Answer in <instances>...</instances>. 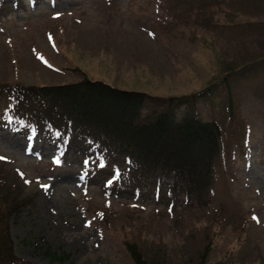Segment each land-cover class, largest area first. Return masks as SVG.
Returning <instances> with one entry per match:
<instances>
[{
    "label": "rangeland",
    "instance_id": "rangeland-1",
    "mask_svg": "<svg viewBox=\"0 0 264 264\" xmlns=\"http://www.w3.org/2000/svg\"><path fill=\"white\" fill-rule=\"evenodd\" d=\"M1 1L0 86L192 96L226 155L197 205L166 188L112 191L72 149L58 166L42 134L0 132L5 186L28 203L9 220L16 264H134L132 246L146 264H264V0Z\"/></svg>",
    "mask_w": 264,
    "mask_h": 264
},
{
    "label": "trees",
    "instance_id": "trees-1",
    "mask_svg": "<svg viewBox=\"0 0 264 264\" xmlns=\"http://www.w3.org/2000/svg\"><path fill=\"white\" fill-rule=\"evenodd\" d=\"M195 102L192 96L154 97L88 79L56 86H0L2 117L10 114L23 128L66 134L76 148L92 144L107 163L113 159L122 167L119 180L125 188L143 192L168 186L188 204L200 205L214 194L225 155L220 127L200 120ZM2 178L0 172V264H15L9 220L28 203L19 190L6 188ZM128 251L134 264H146L135 246Z\"/></svg>",
    "mask_w": 264,
    "mask_h": 264
},
{
    "label": "snow or ice",
    "instance_id": "snow-or-ice-1",
    "mask_svg": "<svg viewBox=\"0 0 264 264\" xmlns=\"http://www.w3.org/2000/svg\"><path fill=\"white\" fill-rule=\"evenodd\" d=\"M51 39V38H50ZM109 183H111V181L109 182ZM46 187V186H45ZM85 226H88V225H85Z\"/></svg>",
    "mask_w": 264,
    "mask_h": 264
}]
</instances>
